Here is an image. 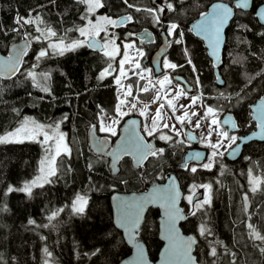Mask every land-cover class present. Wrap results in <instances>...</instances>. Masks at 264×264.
<instances>
[{
	"label": "trees",
	"instance_id": "1",
	"mask_svg": "<svg viewBox=\"0 0 264 264\" xmlns=\"http://www.w3.org/2000/svg\"><path fill=\"white\" fill-rule=\"evenodd\" d=\"M210 1L171 0L176 11L169 12L165 8L161 21L177 22L178 31H183L184 36L182 44H172L167 57L173 63H182L181 69L193 76L192 67L183 54L184 48L189 49L203 92L221 91L224 95L213 98L214 102L217 99L227 102L241 118L247 112V104L264 94V37L261 35L264 28L258 24L253 9H236L226 29L220 66L224 83L218 86L202 39L188 30ZM226 1L233 3L234 0ZM260 1L255 0L256 4ZM102 3L101 10L108 14H131L133 30L155 22L147 12L127 8L123 0H102ZM129 3L143 9L158 7L162 0L158 4L151 0H129ZM84 13L85 5L77 0H0V27L3 29L0 51L6 53L8 45L25 33L29 34L27 38L31 42L19 73L8 79L0 77V134L11 129L24 115L31 114L44 122L60 121L69 146V153H61L56 158V174L51 182L33 188L28 195L21 191L8 193L7 189L22 185L37 173L42 153L39 143H0V264H117L130 248L112 222L109 193L143 189L153 180H162L169 171L176 173L185 192L199 181H208L212 186L211 204L195 215L189 210L181 222L183 231L197 236L194 252L199 264H233V261L235 264H264V254L260 252L264 243L250 236L247 227L252 223L264 235V183L256 192L251 191L244 160L226 161L216 157L211 169L200 168L195 173L182 170L178 168L182 142L171 135L172 139L161 145L165 150L162 156L149 157L139 168L131 164L130 157L124 156L118 164L119 171L113 174L108 158L91 149L88 129L98 125L100 108L114 114L116 104L115 86L98 76L101 53L81 46L61 55L48 48L50 40L64 38L65 32L83 22ZM29 14L32 17L39 14L43 23L13 31L18 27L16 17ZM37 26L51 27L57 37L42 35L36 30ZM72 34L75 31H71ZM178 38V34L172 36L174 40ZM42 49H46L48 55L37 61L36 56ZM28 72L37 76L35 80ZM210 101L205 99V102ZM261 167L262 181L264 168ZM78 194L88 201L82 214L71 209ZM245 194L248 196L246 211ZM59 209L63 211L49 220ZM157 218V208L150 207L139 230L151 259L156 257L161 244L157 237ZM29 220L34 223L30 224ZM202 224L210 234L201 235ZM213 247L217 250L215 257L211 255ZM96 249L100 252L92 256Z\"/></svg>",
	"mask_w": 264,
	"mask_h": 264
},
{
	"label": "snow or ice",
	"instance_id": "2",
	"mask_svg": "<svg viewBox=\"0 0 264 264\" xmlns=\"http://www.w3.org/2000/svg\"><path fill=\"white\" fill-rule=\"evenodd\" d=\"M54 2V0H53ZM78 3H81L86 6V14L81 17L82 20H86L87 23L85 26L77 27L74 29H69L68 31H78L80 37H85V40H72L70 43L65 44L63 37H57V32L54 31L51 27H46L44 29H41L39 26H37V31L41 32L42 35H45L47 37H57L59 40V43H52L49 44V47L58 51L59 54H63L65 51L68 50H75L78 47H81L85 44H87L88 47L96 48L99 47L101 50H104L105 56L109 58V61L115 59V55L119 54V46H116L112 52L106 51V49L109 46V43H114V34L112 40L106 39L104 43H100L96 40V37L99 36L101 32H107L108 26H119V24L124 22H132L133 16L131 14H127L123 17H120L118 19H113L110 16H100L96 18L95 20L90 19L89 15H95V12L97 9L103 7L102 0H77ZM123 3L127 6V8L134 9L136 12L144 11L147 12L152 19L157 23L161 24V15L165 12V8L169 12L176 11V8L174 7V4L171 2V0H162V3L158 7H150V8H143L137 7L133 3H129V0H123ZM250 6L253 7V9L257 10V15L264 17V0H261L260 4L257 5L255 0H235L234 7H230L226 3H214L211 6L210 11L206 12H200L199 15L201 19L196 23L193 24L189 31L196 32L198 35H203L205 39L208 40L209 45L213 49V54H215V51L221 41V32L225 25L228 23L229 19L234 15V8L235 9H247ZM15 23L18 25L17 28H14L13 31H19L21 28H23L25 25H32V24H42L43 21L40 18L39 14H37L36 17H32L31 14H29L28 17L23 16H17L15 19ZM246 27V26H244ZM180 29V25L177 23H170L167 29V35L173 36L177 35L180 37L178 39H175L174 41H169V44L175 43V44H182L183 43V31H178ZM2 27H0V31H2ZM147 32V30H145ZM28 33H25V39L28 37ZM129 36H133L134 33H129ZM261 35H264V33H261ZM35 39H39V37H35ZM134 47L133 44H125L124 45V52L122 59L119 61V67L118 72L119 74L114 77L115 84L119 86V88L122 90V96L123 98L118 97V103L115 107V113L118 117H123L128 115V112L123 111L125 105H130V109H136L137 103L130 102L128 100V97H132L133 100L139 101V97L141 93H149L152 92L153 95L151 97L152 103L158 104V107L155 109V115L151 117V123L144 125V132L147 134V136H153L155 133L158 132L159 128L162 126L163 128H170L171 131H175L177 136L181 135V130L176 128L175 124H172L171 126L168 123L160 124V121L164 119L162 116V110L165 108L164 103H159V101L163 98L166 99V104L169 109H171L173 115L175 116V112L177 110L176 104L174 101H178L181 96H186L187 92L184 89L179 88L177 86V90L175 91V95L172 96V99H167L171 93L168 90L167 86L172 85L173 78H170L169 75H163L162 79H156L155 82L151 79V74L153 72V69L151 68H144L141 66V63L136 57H132L129 55V49H132ZM137 56H143L144 53L137 49ZM26 51L24 48L19 49L14 56H10L8 58V61L6 62L9 66V70L11 72H15L19 70V64H20V57L21 55H25ZM183 54L186 59V63L192 67L193 73L197 71L196 65L193 63L191 53L189 49L184 48ZM48 55V52L46 49H42L39 51V53L36 56L37 61H39L41 58ZM129 65V68L126 69L125 65ZM184 65H178L176 63H172L167 58L163 61V67L167 69L175 70L177 68H182ZM112 70V64L109 62L108 66L104 68L99 75L100 79H103L106 75H111ZM133 71V74L138 78L136 82V88L137 91L134 95L133 92V84L129 83L127 85L122 83V78L128 77V72ZM147 74V75H146ZM28 76L32 77L33 80H35V75L32 72H28ZM175 79L179 80V77H176ZM146 83L140 84L139 81H145ZM196 83L199 84V76H196ZM223 83V81H221ZM157 85L159 87H157ZM45 91H48L47 88L44 89ZM161 93H163V97L161 96ZM221 96H223V93H220ZM190 104L189 105H180L181 109H187L188 107H191L193 105H196L198 101L200 100L199 96H191L189 97ZM149 108L148 104H143V106L139 109V114L141 116L148 115L147 109ZM101 111H103L101 109ZM256 111L259 113V116L257 117L259 119V123L257 127L261 129V132L264 133V104H261ZM192 116L198 117L194 127L200 128L201 121L207 120L208 117H213L211 120L208 121L207 124V136L202 137V139L207 140L208 146L211 147L214 151L211 153V159L208 163H204L202 165L205 169H211L213 164L212 161L217 157L218 155H222V153L219 152V149L224 146L223 142L224 140H228L229 144L228 147L231 148L233 144L236 143L237 137L236 136H229V133L227 131L218 130L220 126V121L215 118L216 112L211 106H207L205 109V113L203 117L199 116V113L193 112L191 114ZM171 119V117H169ZM175 120L178 121L181 125H184L185 122H191L188 112L185 110L183 115L175 116ZM229 120H224V124H229ZM118 119H113L112 123L110 125H106L103 122H101L99 131L110 133L112 136L117 135L114 125L118 124ZM29 124H31V127H29ZM128 124L132 126V129L125 127L123 131L127 134L126 137L122 138V143L118 145V148L114 150L112 153H109V155L113 156L115 160H118L119 157L123 154H132L137 159L138 162H143L144 160H147L148 157H158L162 156L164 153V148H156L151 143L146 142L145 137L142 135H139L135 132L134 126L137 124L136 120H130L128 121ZM235 127V124L232 125ZM49 128L51 126H48ZM92 128L95 130L96 125H92ZM59 124L55 126V134L50 135L48 131H45V125L38 124L35 121H29L28 118H25L24 122L21 124L20 127L16 128L15 131L9 132L4 136H0V143H9V142H23V139H20V137L23 138H31L35 139L38 135H43V141L42 143H48L50 140H55V155H52L50 158L46 160L47 163V169L41 168V172L44 173L41 177H38L36 180L31 181L30 183H25L22 188H14L12 186H9L7 189L8 193L14 192V191H21L25 192L28 195H31V190L33 186H42V184H39V181L43 182H51L48 177H51L56 174V156H59L61 154V149L65 153H69L68 146L64 144V134L59 133ZM213 132L216 133V135L219 137V139L213 143L211 142V136ZM189 139H196L195 136L188 134ZM159 139L164 141H169L172 139L167 134L161 133L159 135ZM107 143V137L104 138V140L101 142L99 150H102L103 145ZM192 159L194 160H200L201 153L195 152L192 154ZM42 163H45V161H42ZM89 167L91 168L92 165L90 164ZM187 167V165L185 166ZM190 171L195 173L197 171V168L195 166L190 168ZM249 183L252 185L251 191L256 192L262 181L259 178L251 177V171H250V180ZM175 180L174 178L170 181L169 186L165 188L156 187L152 190V192L148 193L145 196L141 197H134L131 200H128L127 198L122 197H114V199L117 201L116 208L118 211V219H117V226L124 229L127 234L128 242L133 244L136 249V255L133 258V260L130 262V264H148V261L145 256L144 247L142 244H140L137 240L138 236V230L142 222V215L147 205L160 202L161 206L165 209V219H164V228H165V238L169 241L168 248L165 252V257L167 260V264H195L194 257L191 256L192 246L196 243L195 238L189 236L187 238L181 237L176 229V221L178 219H184L183 216V210L176 207V202L180 196L179 191L174 187ZM197 185L193 184L190 188V195L186 197L189 204L192 205L191 214L195 215L197 211L204 210L205 205L211 204V185L210 184H204L200 185V187L208 190L203 200L197 198L194 201V196H196V193L193 191ZM247 200L248 196L245 194L244 201H245V211L247 210ZM87 199L83 195H77L72 202V209L75 213L82 214L85 210V206L87 205ZM59 211H63V209H59L56 212H53L51 216H49V220H52L54 217L58 215ZM251 219V217H249ZM29 223H34V221L29 220ZM47 227V225H45ZM247 227L250 229V236L254 237L256 240L261 241L264 243V235H262L259 231L256 230L255 226L252 223H249ZM200 233L201 235H204L205 233L210 234V230L207 228L205 224H202L200 226ZM45 252L48 256H51V253L45 249ZM100 252V249H96L94 252L91 253L92 256L97 255ZM261 254H264V247H260ZM211 255L215 257L217 255V250L215 247L211 249ZM232 255H235L234 253ZM233 264L235 262L233 261Z\"/></svg>",
	"mask_w": 264,
	"mask_h": 264
},
{
	"label": "water",
	"instance_id": "3",
	"mask_svg": "<svg viewBox=\"0 0 264 264\" xmlns=\"http://www.w3.org/2000/svg\"><path fill=\"white\" fill-rule=\"evenodd\" d=\"M152 1H154V0H152ZM214 3H226L230 7H233V5L230 4V3H228L227 1H224V0H213L211 3H209L206 11H210L211 10V6ZM233 4H235V1H234ZM249 8H251V6ZM249 8H247V9H249ZM247 9H243V10H247ZM257 10L258 9H255V16L257 17L258 21L262 25H264V17L258 16L257 15ZM123 16H125V15H120L118 18L123 17ZM232 17L229 19L228 23L225 25V27L223 28V30L221 32V41H220V43H219V45H218V47H217V49L215 51V54H213V49L209 45L208 40L205 39L203 35H198L196 32H193L192 31L197 37L201 38L204 41V45H205V47L207 49V54L212 59V62H213L214 67H215L216 83L217 84H221V81H222L221 76L219 74V66L222 63V50H223V46H224V43H225V30H226V28H227L230 20L232 19ZM200 19H201V17L199 15L196 19H194L190 23V25H189L190 28L192 27L193 24H196ZM145 30H147V32H145ZM135 36L137 38H144L145 41L152 39V35H151V32H150L149 29H142L141 31H138ZM96 40L101 43V41L99 39L96 38ZM167 46H168L167 37L165 36V34H163L161 43L159 44L158 48L154 51V53L152 54L151 59H150L151 64L154 67L155 74H158V73L161 72V69H160L161 59H162L164 53L166 52ZM30 47H31L30 40L28 38L25 39V36H24V37H21V38H19L17 40H14L13 42H11L8 45V48H7L6 53H2L0 51V77L8 79V78H11V77H14L15 75H17L19 73L21 67H22V62H23V59H24V56L25 55H21V57H20V64L18 66L19 67V70L18 71L11 72L9 70V66H8V64L6 62L8 61V58L10 56H14L15 53L19 49L24 48L25 51H26V53H27L28 50L30 49ZM89 48H91V47H89ZM92 49L100 50L99 47L92 48ZM180 79L182 80V78H180ZM261 104H264V98L257 99L256 102L251 105V108H252V116H253V118L255 120H257L258 123L260 122L259 119L257 118L259 116V113L256 111V109ZM226 119L231 122L232 117L230 116V114L225 115L222 118V122L224 120H226ZM130 120H136L137 121V124L134 126V130H135V132L137 134L144 136L143 133L140 130V125H141V118H140V116L139 115H136V114H132V115H129V116L125 117V119L123 120V122L120 125L119 132H118L117 136L115 137V139L113 140V142H112L111 145H110V140L107 137V143L103 145L102 150H99V148H100L101 142L104 140V138L106 136H102L101 137L98 134V132H97V126H96V129L95 130L91 126L88 129V132H87V141H88L89 146L91 147V149L95 153H97V154H103V155H105L108 158V167H109L110 171L113 174H116L119 171L118 164H119L120 160L122 159V157H124L126 155L130 157L131 164L134 167H136V168L141 167L146 162V160H144L143 162H138V159L134 155H132V154H123V155H121L119 157L118 160H115L113 156L109 155V153H112L114 150H116L118 148V145L122 143V138H124V137L127 136V134L123 131V129L125 127L130 128V130L132 129V126H130L128 124V121H130ZM230 122H229V124H231ZM261 133H262L261 132V129L259 127H257L256 130L248 133L245 136H242L240 138V140L236 144H234L231 148L228 149V151L226 153V156L230 160H235L240 155V153H241V149H242L243 142H247L248 140L255 139V138L259 139V135ZM188 134H191V135L195 136V133L193 131H189ZM145 140H146V142L151 143L154 147L157 148V146L155 145V143L153 142V140L148 141L146 138H145ZM188 140L190 142H192V143H195L197 141V138L196 139H189L188 138ZM195 152L201 153L200 160H194V159L191 158L192 157V154L195 153ZM206 157H207V149L206 148L196 147V146L188 147L186 149V151L184 152V154H183V157H182V160L179 163V166L184 167V166H186L187 164H189L191 162H194V163H202L206 159ZM173 178L175 180L174 187L180 193V196H179V198H178V200L176 202V207L183 210V213L182 214L186 218L187 212L184 209V206L182 204L183 190L181 188L180 181H179L178 177L176 176V174L173 171H169L162 180H153L152 182H150L143 189H139V190H128V191H124V190H113L112 192L109 193L108 201H109V204H110V207H111L112 222H113L114 226L117 229L120 230L121 235H122L125 243L130 248L129 253L127 255H125L124 257H122L117 262V264H130V262L133 260V258L136 255V249H135V247H134L133 244H131V243L128 242L127 234H126L125 230L117 226V219H118V211H117V208H116L117 201L114 199V197L119 196V197H122V198H127L128 200H131L134 197L145 196L148 193L152 192V190L154 188H156V187L165 188V187L169 186V183H170V181ZM199 197H200V193L197 192L196 193V196H194V200L197 199V198H199ZM150 207L157 208V210H158L157 237H158L159 241L161 242V244H160V247H159V249H158V251L156 253V257L154 259H151L150 258L149 253H148V250H147V246H146L145 242L140 238V235H139L140 227H139V230H138L137 240L144 247V252H145V256H146V259L148 261V264H167V260H166V257H165V252H166V249L168 248L169 241L165 238V228H164L165 209H164V207L161 206V203L160 202L147 205L146 208H145V210H144V212H143V215H142V222L144 220V217H145V214H146L147 210ZM185 218L184 219H178L176 221V229H177V231H178V233H179V235L181 237L187 238V237L191 236V237L195 238L196 243H197V236H196V234L193 233V232H185V231H183V229L181 227V222L184 221ZM142 222H141V224H142ZM196 243L192 246L191 256L194 257L195 264H199V262L197 260V257H196V254L194 252L195 251V245H196ZM177 264H179V262H177Z\"/></svg>",
	"mask_w": 264,
	"mask_h": 264
},
{
	"label": "flooded vegetation",
	"instance_id": "4",
	"mask_svg": "<svg viewBox=\"0 0 264 264\" xmlns=\"http://www.w3.org/2000/svg\"><path fill=\"white\" fill-rule=\"evenodd\" d=\"M152 1V0H151ZM213 0H211L209 3H211ZM226 1V0H224ZM235 1V0H234ZM233 1V3H234ZM153 3L155 4H158L159 3V0H154L152 1ZM261 2V1H260ZM260 2L257 4L259 5ZM208 3V5H209ZM229 3V2H228ZM233 3H230L233 5L234 7V4ZM207 5V7H208ZM250 9H253L252 6L251 8L247 9V10H250ZM99 12H102V13H106L104 12L103 10H101V8L97 9ZM207 10V8H206ZM205 10V11H206ZM240 10H243V9H240ZM204 11V12H205ZM236 9L234 8V13H235ZM246 11V10H244ZM253 12V15L254 17L256 18L258 24L261 26V28L263 27L264 28V25H262L257 17L255 16V9L252 10ZM108 14V13H106ZM111 15V14H109ZM113 17V19H117L119 16L117 15H111ZM234 16V15H233ZM198 17V16H197ZM196 17V18H197ZM195 18V19H196ZM233 18V17H232ZM231 21V20H230ZM168 23H173L172 21H162L161 24H157L156 22H154L152 24V26H149V27H144V28H141V29H137V30H133L131 29V22H124L122 24H119V26H108V27H115L119 30H125L126 33H121L118 35L117 37V46H119V52L121 50V47H122V42L123 41H129V40H133L136 44V46L138 47L139 50H141L144 55L140 57V62H141V65L142 66H146L147 68H151L153 69V72L151 74L152 77H155V78H160V76H163V75H169L170 78H173V82L179 84L181 87L184 88L185 91H187L188 93L190 94H198L200 99L203 100V102L206 104V105H210V106H215L218 110H219V121L221 122L220 125L223 127V129H225V131H227L229 133V135H233V136H236L237 137V141L236 143L240 140V138L242 136H245L247 135L248 133L256 130L257 128V125H258V122L257 120H255L252 116V108H251V105L254 104L256 102L257 99L259 98H264V94L263 95H260L259 97H257L253 102L251 103H248L247 104V112L244 113V115L240 118L239 116H237L234 111L232 110V108L230 106H228V104H226L227 102H223L221 101L220 99H217L218 101L217 102H214L213 98L216 99V98H222L221 95H220V92L219 90H216L215 92H212V93H207V92H203L202 88H201V84H200V81H199V84L196 83V76L198 75L197 72L193 73V76L189 75L188 72L186 70H183L181 68H177L175 70H172V69H167V68H164L163 67V59L167 58V54H168V51L172 49V44H169V41H174V39H172V36H168L167 35V25ZM174 23H177V22H174ZM230 23V22H229ZM178 24V23H177ZM229 25V24H228ZM228 27V26H227ZM142 29H149L150 32H151V35H152V39L151 40H147L145 41L144 38H137L135 35L138 31H141ZM227 29V28H226ZM129 33H134L133 36H129L128 34ZM264 33V31H263ZM163 34H165V36L167 37V41H168V46H167V49H166V52L164 53L162 59H161V64H160V69H161V72L158 73V74H155L154 72V67L153 65L151 64V56L152 54L154 53V51L158 48L159 44L161 43L162 41V36ZM194 34V33H193ZM195 35V34H194ZM196 36V35H195ZM264 37V36H263ZM97 39H99L101 41V43H104L105 41L103 40V32H101L99 34V36L96 37ZM199 38V37H198ZM201 39V38H200ZM225 40H226V30H225ZM203 41V40H202ZM114 43H115V40H114ZM110 44L112 43H109V46L108 48L106 49V51H109L110 50ZM203 44H204V41H203ZM225 44V43H224ZM83 46H87V44L83 45ZM205 46V45H204ZM88 47V46H87ZM89 48V47H88ZM206 48V47H205ZM224 48V46H223ZM92 49V48H91ZM96 50V49H94ZM101 53V56H102V66H101V69L99 71V74L98 76L100 75V72L106 68L109 64V62H111L112 64V70H111V75H106L103 79H107L109 81V83L111 85H114L115 86V83H114V80H113V77H114V73H113V70L116 68V65H117V55L115 56V59L112 60V61H109V58L107 56H105L104 54V50H97ZM207 51V49H206ZM222 54H223V50H222ZM208 55V54H207ZM209 57V56H208ZM209 59L211 60L212 62V59L209 57ZM169 60V59H168ZM170 61V60H169ZM172 62V61H171ZM173 63V62H172ZM213 64V62H212ZM222 64V63H221ZM178 65H182L181 64H178ZM221 66V65H220ZM220 66H219V74L221 76V73H220ZM213 67H214V64H213ZM214 75H215V83H216V74H215V67H214ZM176 77H180L182 78L177 80L175 79ZM100 79V78H99ZM221 79L224 83V80L221 76ZM102 80V79H100ZM132 80H135V78L133 77ZM223 83L221 84H217L218 86H222ZM188 86V87H187ZM146 95V94H144ZM148 95V94H147ZM115 96H116V104H115V107L117 105V94H116V87H115ZM206 98H209L211 99L210 102H205V99ZM103 110V108H100ZM105 113H107L108 115H115V110H114V114H109L108 112H106L105 110H103ZM132 114H136V115H139L135 112H131L129 113L128 115L126 116H123V117H120L119 118V123L117 124V128H116V133L118 134L119 132V128H120V125L121 123L123 122V120L125 119V117L129 116V115H132ZM227 114H230V116L232 117V120H231V124H223L222 122V118L227 115ZM99 115L100 113L98 114V125H99ZM140 116V115H139ZM141 118V125H140V130L141 132L143 133V135L145 136V138L150 141V140H153V142L155 143V145L157 146V148H162L161 145L162 143L166 142L164 140H161L159 139V135L161 133H164V134H167L169 136L171 135H174L175 138L182 142L181 146H180V151H181V159L179 160L178 162V168L182 169V170H187L189 169L190 170V166H195L197 169H204L202 167V163H194V162H191L189 164H187V167H181L179 166V163L180 161L182 160V157H183V154L184 152L186 151V149L188 147H193V146H196V147H203V148H206L207 149V156L209 155V147L204 145V144H201L199 142V135H198V128H195L191 125H189L187 122H185L184 125H181V130H182V138L175 135V133H173L172 131H169L168 129H159L157 133H155L153 136H147V134L144 132L143 130V122H142V117L140 116ZM235 124V127H233L232 125ZM98 125H97V132L98 134L102 137V136H106L109 138L110 140V145L112 144L113 140L115 139V136H112L110 133H106V132H101L99 131V128H98ZM189 131H193L195 133V136L197 138V141L195 143H192L188 140V132ZM184 138V140H183ZM235 143V144H236ZM234 145V144H233ZM232 145V146H233ZM229 147L226 146V148L223 150L222 155H218L217 157H221L223 160H226V161H234V160H230L227 156H226V153L228 151ZM259 153H262L263 155L260 156ZM127 156V155H126ZM129 157V156H128ZM207 158V157H206ZM216 158V157H215ZM242 159L244 160L245 162V171L247 172L248 174V179L250 180V171H251V177H255V178H260L259 176V172L261 171V165L263 166L264 168V133H261L259 135V139L255 138V139H250L248 140L247 142H243L242 144V149H241V153L240 155L235 159ZM260 158L263 159V162L261 164V160ZM205 161V160H204ZM203 161V162H204ZM259 163L261 165H259ZM212 164L214 166L215 164V159L212 161ZM212 166V167H213ZM174 172V171H173ZM175 173V172H174ZM176 174V173H175ZM177 176V175H176ZM262 182L264 183V178L262 180ZM204 184H210V182L208 181H199V182H196L195 185H197L198 187H200V185H204ZM183 190V189H182ZM189 190V188H188ZM187 190V191H188ZM186 191V192H187ZM199 193H200V197L201 195L203 194V188L202 189H198L197 190ZM184 190H183V199H182V204L184 206V209L186 210V212L189 211V207H188V203L185 201L184 199V196H185V193H186ZM199 197V198H200Z\"/></svg>",
	"mask_w": 264,
	"mask_h": 264
},
{
	"label": "rangeland",
	"instance_id": "5",
	"mask_svg": "<svg viewBox=\"0 0 264 264\" xmlns=\"http://www.w3.org/2000/svg\"><path fill=\"white\" fill-rule=\"evenodd\" d=\"M85 14H86V6H85V13H84V15ZM100 16H110V17H112L109 14L102 13V12H99L98 10H96L95 15H89V18L95 20L96 18H98ZM86 23H87V21L84 20L83 22L79 23L75 28L81 27V26H85ZM169 24L170 23H168L166 30L168 29ZM121 33H124L125 34L126 31L123 30V29L122 30H119V29H117L115 27H108L107 32H103V40L104 41H105V38L106 39H109V40H112L113 34H114V37H115V39H114L115 40V43L110 44V50L108 52H112L113 49L117 46L116 44L118 42H117L116 39H117L118 35L121 34ZM77 39H79V40H85L86 38L85 37H80L78 31H75V34H72V35H71V31L65 32V34H64V43L65 44L70 43L72 40H77ZM52 43H59V40H50L48 42V48L51 49V50H54V49H52V48L49 47V44H52ZM129 43H131V44L134 45V47L132 49H129L128 50L129 51V55L132 56V57H136L139 60V62H140V57L141 56H137L136 50L138 49V47L136 46L135 42L133 40L123 41L122 42L121 50H120L119 54L117 55L118 58H117L116 68L113 70L114 77L119 74V72H118L119 61L122 59V56H123L124 45L125 44H129ZM54 51H56V50H54ZM163 61H164V59H163ZM142 67L147 68L146 66H142ZM125 68L128 69L129 68V65L126 64L125 65ZM35 77H37V76L35 75ZM114 77H113V80H114ZM133 77L135 78V80H132ZM162 78H163V76H160L159 79H162ZM137 79L138 78L133 74V71H129L128 72V77L127 78H122V83L123 84H125V85H127L129 83H132L133 84V86H134L133 87L134 95H135V93L137 91V88H136ZM151 79L153 80V82H155V80L158 79V78H155V77H152L151 76ZM114 83H115V80H114ZM139 83L140 84H144V83H146V80L145 81H139ZM177 86H179V88H181V89H184L183 87H181L179 84H177L175 82H173L172 85L167 86L169 92L171 93V95H169L167 97V99H172V96L175 95V91L177 90ZM115 87H116L117 103H118V97L123 98V96H122V90L116 84H115ZM157 87H159V86L157 85ZM144 94H146V95H144ZM152 95H153L152 92H149V93H141L140 94V97H139V101L133 100L132 97H128V100L130 102L137 103V108L136 109H130V105H125V107L123 109V111L128 112V113L135 112V113L139 114V109L143 106V104H148L149 105V108L147 109V113H148L147 117L146 116H141L139 114L142 117L143 129H144V125L145 124H149L150 125V123H151V117L155 115V109L158 107V104L152 103V101H151ZM163 95L164 94L161 93V96L162 97H163ZM191 96H199V95L198 94H190V93L187 92V95L186 96H181L178 101H174V103L176 104V108H177V110L175 112V116L183 115L184 111L186 110L188 112V114H189L190 121H191V122H187V121L186 122L189 125H191V126L194 127L195 122H196V120H197L198 117L192 116L191 114L193 112H196V113H199V116L200 117H203L204 116V113H205L206 107L207 106H210V105H206L203 102V100L200 99L196 105H193L191 107H188L187 109H181L180 108V105H189L191 103L190 102V99H189V97H191ZM159 103H164L165 104V108L162 110V116L164 117V119L162 121H160V124L162 125L163 123H168L170 126L172 124H175L176 125V128L181 130V124L178 121L175 120V116L173 115L171 109H169L167 107L166 99H163L162 98L159 101ZM211 107H213V109L216 112L215 118H217L219 120V113H220L219 110L215 106H211ZM169 117H171V119H169ZM25 118H28L29 121H35L38 124L45 125V131H48L50 135H54L55 134V126L57 124H59L58 131H59V133H63L64 134V144H66L68 146L67 141H66V137H65V133H64L63 129L61 128V122L60 121L55 120L53 122H44V121L39 120L38 118L34 117L31 114L24 115L16 125H14L11 129L5 131L4 133L0 134V136H4V135H6L9 132L15 131L16 128H18V127L21 126V124L24 122ZM119 118L120 117L116 116V113H115V115L111 116V115H108L107 113H105L104 111H101L100 112V115H99V125H98V128L100 127L101 122H103L106 125H110L112 123V120L113 119H118L119 120ZM212 118L213 117L210 116V117H208L207 120H202L201 121V125L202 126L200 128H198L199 142L201 144L206 145V146H208V142H207V140L202 139V137L207 136V124H208V121L211 120ZM48 126H51V127L49 128ZM29 127H31V124H29ZM114 127H115V130H116L117 124L114 125ZM159 129H164V128L161 126ZM165 129H168L169 131H171L170 128H165ZM218 130L225 131V129H223V127L221 125L219 126ZM172 132L175 133V131H172ZM181 134H182V130H181ZM175 135H176V133H175ZM181 136L182 135H180L179 137H181ZM229 136H233V135H229ZM20 139H23V141H36V142H38L39 145H40V147H41V149H42V153H41V156L39 157V160H38V167H37L38 171H37V173L33 177H31L27 181H25L22 185H19V186L14 187V188H17V189L22 188L25 183H30L31 181L36 180L38 177H41L42 175H44V173L41 172V168L43 167V168L47 169L46 160L48 158H50L52 155H55V145H56V141L55 140H50L46 144L45 143H42V141L44 139L43 138V135H38V136L35 137V139L23 138V137H20ZM210 139H211V142L215 143L219 139V137L216 135L215 132H213V134H212V136H211ZM183 140H184V138H183ZM223 144H224V146L219 149V152L220 153L223 152V150L226 148V146H228L229 141L228 140H224ZM68 148H69V146H68ZM209 150H210L209 155L207 156V158L205 159V161L202 162L201 165H203L204 163H208L209 160L211 159V153L214 150L211 147H209ZM61 153H65L63 151V149H61ZM57 157L58 156H56V158ZM42 161H45V163H42ZM191 167H193V166L191 165L190 168ZM51 178H52V176L51 177H48L49 180ZM38 183L43 185L46 182L39 181ZM191 186L192 185L189 186V190H190ZM35 187H37V186H33L32 189L35 188ZM198 189H202V187H198L197 186L195 189H193V191L195 193H197L198 192L197 191ZM189 190L185 193L184 199L188 203L189 210H191L192 209V205H190L189 202H188V200L186 199V197L191 194ZM207 191L208 190H206V189L203 188V194L201 195V197L199 199L203 200L204 195H205V193ZM71 209H72V203H71ZM46 264H53V263L46 262Z\"/></svg>",
	"mask_w": 264,
	"mask_h": 264
}]
</instances>
